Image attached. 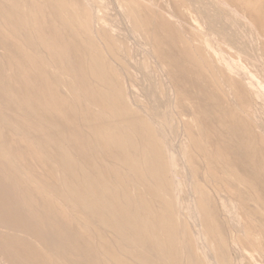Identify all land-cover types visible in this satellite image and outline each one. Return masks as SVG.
Returning <instances> with one entry per match:
<instances>
[{"label":"rangeland","instance_id":"1","mask_svg":"<svg viewBox=\"0 0 264 264\" xmlns=\"http://www.w3.org/2000/svg\"><path fill=\"white\" fill-rule=\"evenodd\" d=\"M0 264H264V0H0Z\"/></svg>","mask_w":264,"mask_h":264},{"label":"bare ground","instance_id":"2","mask_svg":"<svg viewBox=\"0 0 264 264\" xmlns=\"http://www.w3.org/2000/svg\"><path fill=\"white\" fill-rule=\"evenodd\" d=\"M225 1H230V0H225ZM127 158V157H126ZM158 170V169H157ZM163 171V170H162ZM96 199V198H95ZM96 201H98V200H91V202H88V204H89V206H93L94 205V203L96 202ZM101 201L103 202V203H105V205L110 209V207H112V209H113V212H114V217H116V214H118V213H122V208H118L117 206H116V203H114V201L113 200H108L107 199V196H106V198H103V199H101ZM97 203H100L99 201L97 202ZM88 206V205H87ZM93 210L97 213V214H99V215H103L104 214V212L106 211V208H105V210H104V212L102 213L101 212V209H96V207L94 206L93 207ZM97 210V211H96ZM103 211V210H102ZM109 211V210H108ZM109 223V222H108ZM111 223V222H110ZM110 223H109V225H110ZM114 223H115V221H114ZM113 223V224H114ZM111 226V225H110ZM113 226V225H112ZM114 226L116 227V228H119V225H116V224H114ZM113 226V227H114Z\"/></svg>","mask_w":264,"mask_h":264}]
</instances>
